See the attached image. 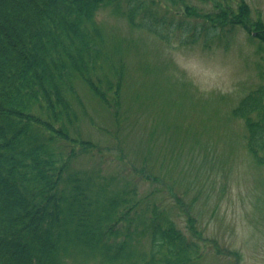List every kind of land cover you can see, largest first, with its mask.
<instances>
[{"label":"trees","instance_id":"1","mask_svg":"<svg viewBox=\"0 0 264 264\" xmlns=\"http://www.w3.org/2000/svg\"><path fill=\"white\" fill-rule=\"evenodd\" d=\"M108 7L158 40L194 20L206 39L241 28L264 52V20L245 0H0V264H67L75 254L97 264H202L196 219L187 217L191 239L176 225L177 204L167 208L159 198L158 184L167 181L176 198L179 183L172 167L150 165L156 148L136 150L141 168L125 153L122 132L107 129L114 141L103 147L86 131L85 101L100 104L116 129L130 134L153 113L145 135L151 144L158 136L168 143L183 137L180 128L168 132L159 103L147 108L149 93L130 87L134 52L99 21ZM200 33L182 35L196 41ZM260 77L229 115L245 121L248 150L264 166V65ZM168 143L161 158L174 161L176 147L167 151ZM96 157L124 162L138 176L150 167L163 174L146 176L154 188L141 192L78 165Z\"/></svg>","mask_w":264,"mask_h":264},{"label":"rangeland","instance_id":"2","mask_svg":"<svg viewBox=\"0 0 264 264\" xmlns=\"http://www.w3.org/2000/svg\"><path fill=\"white\" fill-rule=\"evenodd\" d=\"M245 1L264 20V0ZM99 21H104L110 31L124 40L126 48L134 52V57L129 58L132 90L138 87L149 93L152 104L146 99L147 108L159 103L158 113L167 118L168 132L175 134L180 128L183 137L177 143L175 139L168 143L167 137L158 136L155 144V138H150L151 144L145 135L154 119L153 113L146 112L130 134L129 130L118 131L100 104L85 101L91 118L85 117L84 125L90 137L108 147L114 140L107 129L122 132L121 136L130 144L125 153L134 157L132 162L141 168L143 161L136 150L146 152L147 147L156 148L150 165L164 163L165 168L172 167L170 170L174 169L179 183L173 191L176 198L170 195L167 181L158 184L159 198L167 199V208L177 204L172 206L176 209L174 220L191 239L193 234L187 217L196 219V227L202 234L198 240L202 264H264V166L256 164L248 150L245 121L229 115L246 93L263 82L260 68L264 65V52L259 40L241 28L228 36L226 32L221 38L213 37L215 33H212L213 38L206 39L205 33H200L201 24L189 20L182 31L172 30L170 40L165 42L131 29L110 7L99 11ZM183 31L187 35L200 34L196 41L188 40ZM166 143L167 151L176 147L171 154L174 161L161 158V148ZM91 159H80L78 165L88 171L98 169L120 185L135 184L141 192L154 188L153 183L143 180L146 176L163 174V170L160 174L158 169L150 167L146 176H138L116 159ZM179 202L187 207L186 216ZM191 202L193 210L188 209ZM73 257L76 260L67 259V264L100 261L99 258L81 259L78 254Z\"/></svg>","mask_w":264,"mask_h":264}]
</instances>
